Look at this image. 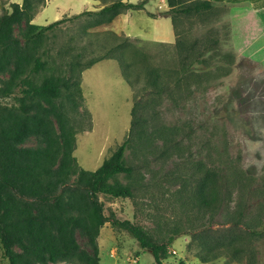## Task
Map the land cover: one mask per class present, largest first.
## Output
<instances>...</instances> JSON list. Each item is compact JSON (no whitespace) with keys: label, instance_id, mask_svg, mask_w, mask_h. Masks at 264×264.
Here are the masks:
<instances>
[{"label":"rangeland","instance_id":"374dc122","mask_svg":"<svg viewBox=\"0 0 264 264\" xmlns=\"http://www.w3.org/2000/svg\"><path fill=\"white\" fill-rule=\"evenodd\" d=\"M212 1L216 3L214 11L176 19L175 29L183 42L196 41V46L203 43L211 47L204 55L210 58L211 70L206 74L198 70L201 75L197 80L188 79L178 87L174 84L176 34L170 15H165L169 8L166 0H146L142 9H128L115 20L97 26H87L92 20L88 14L69 18L83 10H96L98 2L94 0H42L32 19L38 25L61 17L67 19L43 42L41 49L46 54L42 59L47 68L41 74L58 73L60 59L70 61L76 53H81L82 61L102 53V45L113 42L112 33L128 36L134 48L146 53L148 66L160 69L159 83L165 88L155 94L154 87L143 84V63L135 61L130 65L131 72L140 76L141 89L134 99L133 89L115 59H102L81 72L72 64L66 77L79 83L82 96H77L72 86L71 92H63L61 102L78 130L73 155L79 168L95 170L129 135L124 160L132 167V174H118L117 179L131 185L132 195L99 194L98 198L104 215L128 219L157 241L174 235L162 264H204L195 256L197 241L191 240L189 232L201 223L209 222L217 231L228 226L238 202L243 205L241 223L264 231V0ZM12 2L22 0H0V15L11 10ZM23 31L22 20L14 25L13 34L22 40ZM216 64L223 65L224 70L216 69ZM7 80L8 69L0 72V87ZM15 95L18 92L4 101L17 102ZM133 99V118L142 123L127 134ZM139 127L145 131L141 135L136 133ZM162 128L167 132L171 129V133H160ZM160 137H170V143L166 146ZM19 145L37 147L42 140L32 135ZM220 153L253 176L248 182L238 183L233 199L224 201L215 215L200 217L189 209L185 190L193 186V165L197 160L209 164L211 160H221ZM76 178L77 174L72 175L70 181ZM64 199L69 202L67 193ZM101 229L97 242L100 264H157L151 250L140 247L126 231L109 222ZM75 237L80 248L91 254L85 232L76 228ZM245 245L255 257L249 264H264V233ZM12 248L20 252L17 244ZM222 258L230 263L227 257ZM0 264H8L1 250ZM38 264L82 263L57 260Z\"/></svg>","mask_w":264,"mask_h":264},{"label":"trees","instance_id":"16d2710c","mask_svg":"<svg viewBox=\"0 0 264 264\" xmlns=\"http://www.w3.org/2000/svg\"><path fill=\"white\" fill-rule=\"evenodd\" d=\"M40 1L42 0L12 2L11 10L0 15V72L8 69V80L0 87L2 256L7 259L8 264H38L57 260L100 264L96 240L101 227L109 222L112 227L130 234L140 247L149 248L155 263L162 264L174 235L157 241L142 226L128 219L104 215L103 203L98 198L99 194L111 197L132 195L131 185L117 179L118 174L128 177L132 174V167L124 160L129 135L95 170L79 168L73 155L75 134L78 130L70 122L67 108L61 102L63 92H71L72 86L77 96H82L79 83H72L66 77V71L72 64L81 72L102 59H115L124 80L133 89L134 99L141 85H138L140 76L130 70L133 62L143 63V84L154 87L155 94L164 91L165 85L159 83L162 73L155 66H148L146 53L134 48L128 36L112 33L113 42L109 46L102 45V53L90 55L85 61L81 60V53H76L70 61L60 59L58 73L41 74L47 68L46 60L42 59L46 54L45 49H41L43 42L67 19L61 17L44 25L33 23L32 19ZM98 1L97 10H83L69 18L75 19L88 14L92 20L87 26H97L111 22L128 9H142L146 2ZM166 3L169 8L165 15H170L176 34L174 84L178 87L188 79L197 80L201 75L198 70L205 74L211 70L210 58L204 57L211 47L203 43L196 46V41L183 42L175 29L176 19L181 15L209 13L215 10L213 8L216 3L212 0H166ZM22 20L24 31L21 40L14 36L13 27ZM127 49H130L128 57ZM59 53L63 54V51L59 50ZM214 66L224 70L223 65ZM16 92L19 94L15 95L17 102L4 101L5 97ZM135 105L136 100L130 110L132 119L127 134L132 133L134 125L142 123L141 119L135 121L133 118L136 113ZM143 132L145 131L142 127L136 129L139 135ZM160 133L167 135L171 133V129L167 132L162 128ZM32 135L41 138V146L19 145ZM160 138L166 146L170 143V137ZM221 153L218 157L221 160H211L209 164L201 159L197 160L193 165V186L189 191L184 189L187 192L184 198L190 205L189 209L195 210L200 217L215 215L224 201L233 199L238 183L248 182L253 176L238 167L230 157L222 158ZM75 174L77 178L71 182L70 177ZM64 193L68 194L69 202L65 201ZM242 207L241 202L236 204L228 226L219 231L208 222L193 227L189 232L191 240L197 241L198 250L195 256L200 262L205 263L220 257H227L234 264H249L254 261V253L245 243L251 242L254 236L263 234L264 231L255 225L241 223ZM76 228L82 229L87 235L92 247L91 254L80 248L75 237ZM14 244L19 246L20 252L13 250Z\"/></svg>","mask_w":264,"mask_h":264},{"label":"crops","instance_id":"0c3cea01","mask_svg":"<svg viewBox=\"0 0 264 264\" xmlns=\"http://www.w3.org/2000/svg\"><path fill=\"white\" fill-rule=\"evenodd\" d=\"M47 1V0H46ZM94 1H96V2H98L97 4H96V10L99 8L98 6H99V1L98 0H94ZM45 5V4H44ZM44 7V6H43ZM114 20H115V18H114ZM102 229H100V232H99V235H98V238H97V242L99 243L100 241H99V239H100V236H101V231ZM204 264H234V263H228V262H225L224 261V258H222V257H220V258H218V259H215V260H213V261H209V262H205Z\"/></svg>","mask_w":264,"mask_h":264}]
</instances>
